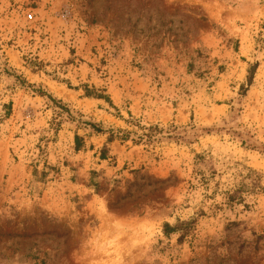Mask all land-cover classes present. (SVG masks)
Listing matches in <instances>:
<instances>
[{
	"label": "rangeland",
	"instance_id": "rangeland-1",
	"mask_svg": "<svg viewBox=\"0 0 264 264\" xmlns=\"http://www.w3.org/2000/svg\"><path fill=\"white\" fill-rule=\"evenodd\" d=\"M247 168L264 0H0V264H264Z\"/></svg>",
	"mask_w": 264,
	"mask_h": 264
},
{
	"label": "trees",
	"instance_id": "trees-1",
	"mask_svg": "<svg viewBox=\"0 0 264 264\" xmlns=\"http://www.w3.org/2000/svg\"><path fill=\"white\" fill-rule=\"evenodd\" d=\"M252 76V70L249 73L248 76V83H251V77ZM84 94L86 96H90L93 95L92 92L87 88L84 87ZM96 95L97 98H102L103 96H101V94H94ZM106 101H110V100H106ZM246 174L242 177V179L238 182L236 188L229 192L227 194V200L232 202V201H241L242 200V194L243 193H253V194H257V193H261L264 192V189L261 188L260 186V179L262 177V175L258 172L255 171L251 168H247L246 170ZM250 178V180L247 182V179ZM192 221H183V222H178L174 225H169L168 223H164V233L165 234H169L173 231H180V237L179 239L183 238L186 231L191 227Z\"/></svg>",
	"mask_w": 264,
	"mask_h": 264
}]
</instances>
